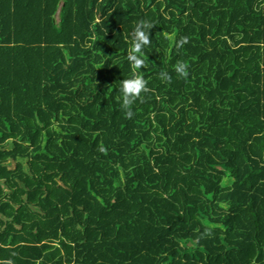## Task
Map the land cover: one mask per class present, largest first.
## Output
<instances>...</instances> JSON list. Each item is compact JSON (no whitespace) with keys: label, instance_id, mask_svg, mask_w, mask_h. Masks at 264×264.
Returning a JSON list of instances; mask_svg holds the SVG:
<instances>
[{"label":"trees","instance_id":"1","mask_svg":"<svg viewBox=\"0 0 264 264\" xmlns=\"http://www.w3.org/2000/svg\"><path fill=\"white\" fill-rule=\"evenodd\" d=\"M0 264H264V0H0Z\"/></svg>","mask_w":264,"mask_h":264},{"label":"clouds","instance_id":"2","mask_svg":"<svg viewBox=\"0 0 264 264\" xmlns=\"http://www.w3.org/2000/svg\"><path fill=\"white\" fill-rule=\"evenodd\" d=\"M155 25L146 20H139L135 23L133 28V38L131 40V48L128 53V60L132 64L134 69H140L145 66V57H142L140 54L143 52L145 46L150 45L151 39L149 30L152 29ZM188 37L182 36L178 41H174V46L179 49L182 48L184 44L188 43ZM188 67L186 63L178 61L175 65L176 73L182 77L187 78ZM159 78L165 82H171V76L167 71H161L159 73ZM120 91L122 92L121 99V108L125 113L126 119H131L135 113L132 110L133 104L139 100L141 103L144 102V97L142 93H148L151 89L148 87V81L139 73V71H134L132 76L128 79H124L121 82ZM104 154H107V149L103 146L99 148ZM212 235V226H208L200 234L199 238H208Z\"/></svg>","mask_w":264,"mask_h":264}]
</instances>
